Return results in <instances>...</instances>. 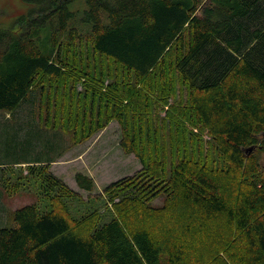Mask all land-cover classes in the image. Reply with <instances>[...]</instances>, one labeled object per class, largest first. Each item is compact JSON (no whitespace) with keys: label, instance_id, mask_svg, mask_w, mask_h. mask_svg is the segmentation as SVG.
<instances>
[{"label":"trees","instance_id":"1","mask_svg":"<svg viewBox=\"0 0 264 264\" xmlns=\"http://www.w3.org/2000/svg\"><path fill=\"white\" fill-rule=\"evenodd\" d=\"M25 1L0 33V109L20 115L1 151L44 143L28 111L73 146L115 120L142 166L102 189L104 220L69 213L51 160L28 163L58 194L0 224V264H264V0Z\"/></svg>","mask_w":264,"mask_h":264},{"label":"rangeland","instance_id":"2","mask_svg":"<svg viewBox=\"0 0 264 264\" xmlns=\"http://www.w3.org/2000/svg\"><path fill=\"white\" fill-rule=\"evenodd\" d=\"M31 7L32 4L25 0H0V33L12 27V30H17L14 27L17 18L27 14ZM77 88L81 89V85ZM6 114V111L0 109L1 129L2 125L9 122L20 123L14 113L9 119H3ZM25 115L26 118L22 122L29 124L31 113L28 111ZM38 118V113L34 112L33 121H37V132L42 134L44 143L41 144L38 140L37 144L31 145L24 139L22 145L14 148V143L10 142V151V147H4L1 151L3 146H0V224L13 226L11 212L26 204L35 203L42 212L51 208L50 198L58 194L59 186L46 187L51 191V195L48 196L49 191L43 188L41 177L28 173L26 165L31 161L53 160L56 154L58 153L59 156L63 149L65 152L63 151L60 157L55 158L56 161L50 165L49 171L60 178L72 190V193L76 192L78 195H67L62 191L61 201L69 213L76 218L90 209L97 208L104 220H108L114 212L107 202V194L101 192L102 189L117 179L134 174L142 166L135 154L123 152L120 146L121 133L118 123L115 120L109 121L106 126L92 133L89 138L73 146L68 137L62 135V131L49 129L42 121H38ZM192 131L200 136L202 149L213 150V141L210 140L206 130H199L197 127ZM18 136L21 138L20 133ZM47 140L52 145L46 143ZM217 166H219L218 162L214 167ZM76 172L84 173L94 180L95 187L92 191H85L76 184L74 179ZM227 186L235 192L234 182L230 180ZM154 203L158 204L157 206L161 205L159 199H156ZM224 255L229 258L226 252ZM231 259H229L231 262H237L233 257ZM222 260L227 262L225 259Z\"/></svg>","mask_w":264,"mask_h":264},{"label":"crops","instance_id":"3","mask_svg":"<svg viewBox=\"0 0 264 264\" xmlns=\"http://www.w3.org/2000/svg\"><path fill=\"white\" fill-rule=\"evenodd\" d=\"M12 114H9V113H7L4 117H3V119H9L10 118V116H11ZM15 117H16V115H15ZM31 117H34V115L33 116H31ZM17 120L18 121H20V115H17ZM32 121H33V118H32ZM34 125L37 123V121L35 120L34 122ZM17 124V122L16 123H7V124H5V125H2V129L3 130H6V129H9L10 127H12V126H14V125H16ZM36 126V125H35ZM37 128V127H36ZM48 153V152H47ZM57 156V157H56ZM56 156H55V158L57 159L58 157H60V155L58 156V153L56 154ZM54 158V157H53ZM53 159V160H51L50 162H51V165H52V163L54 162L55 163V161H56V159ZM36 160V159H35ZM47 161V160H46ZM31 162H45V161H31ZM24 165V164H23Z\"/></svg>","mask_w":264,"mask_h":264},{"label":"water","instance_id":"4","mask_svg":"<svg viewBox=\"0 0 264 264\" xmlns=\"http://www.w3.org/2000/svg\"><path fill=\"white\" fill-rule=\"evenodd\" d=\"M248 151L250 152L251 151V148H249Z\"/></svg>","mask_w":264,"mask_h":264}]
</instances>
